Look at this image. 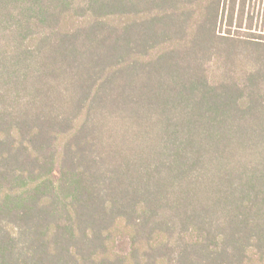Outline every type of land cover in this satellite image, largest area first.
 Masks as SVG:
<instances>
[{
  "label": "trees",
  "instance_id": "1",
  "mask_svg": "<svg viewBox=\"0 0 264 264\" xmlns=\"http://www.w3.org/2000/svg\"><path fill=\"white\" fill-rule=\"evenodd\" d=\"M254 7L0 0V264H264Z\"/></svg>",
  "mask_w": 264,
  "mask_h": 264
},
{
  "label": "rangeland",
  "instance_id": "2",
  "mask_svg": "<svg viewBox=\"0 0 264 264\" xmlns=\"http://www.w3.org/2000/svg\"><path fill=\"white\" fill-rule=\"evenodd\" d=\"M254 4L255 23L254 33L264 34V0H250ZM256 4V5H255Z\"/></svg>",
  "mask_w": 264,
  "mask_h": 264
}]
</instances>
